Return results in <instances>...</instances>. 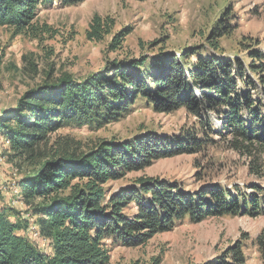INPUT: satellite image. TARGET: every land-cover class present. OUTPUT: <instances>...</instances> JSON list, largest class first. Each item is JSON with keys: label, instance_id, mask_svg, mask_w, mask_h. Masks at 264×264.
Listing matches in <instances>:
<instances>
[{"label": "trees", "instance_id": "1", "mask_svg": "<svg viewBox=\"0 0 264 264\" xmlns=\"http://www.w3.org/2000/svg\"><path fill=\"white\" fill-rule=\"evenodd\" d=\"M84 1L0 0V27L16 34L32 31L42 5L73 6ZM110 26L109 20L94 16L85 38L100 42L110 34ZM232 30L228 15H219L210 40ZM126 35L114 36L110 50L117 49ZM216 43H212L215 50ZM251 47H244L245 56L223 60L193 48L179 59L160 54L147 64L149 58L142 57L114 60L84 80L63 74L26 92L15 108L1 112L0 137L8 146L7 161L33 164L15 186L50 252L18 235L29 222L4 206L0 207V264H107L105 239L134 248L184 220L196 224L208 218L264 215V188L249 184L244 191L237 185L222 189L215 184L186 192L176 182L139 178L118 193L106 195L104 190L107 183L160 159L206 151L214 144L213 135L248 160L249 171L262 178L255 163L256 156L264 153V53ZM137 101L158 114L186 111L200 119L199 133L185 130L172 140L145 133L128 141H102L80 153L63 146L43 150L60 129H100L130 113ZM210 111L221 120L218 127L209 122ZM129 207L134 216L123 213ZM250 246L264 264V231ZM243 247L237 242L217 262L206 264H246Z\"/></svg>", "mask_w": 264, "mask_h": 264}, {"label": "rangeland", "instance_id": "2", "mask_svg": "<svg viewBox=\"0 0 264 264\" xmlns=\"http://www.w3.org/2000/svg\"><path fill=\"white\" fill-rule=\"evenodd\" d=\"M224 14L228 15L232 32L210 40L212 27ZM94 16L111 24L110 34L97 43L85 38ZM33 26L32 31L21 34L0 27V113L15 108L26 92L63 74L84 80L114 60L125 62L142 57L149 58L147 64L160 54H173L179 59L183 51L191 48L223 60L245 56L244 47L251 50L254 45V50L264 53V0H85L73 6L55 2L39 7ZM125 32L128 35L119 47L110 50L114 36ZM216 41L217 50L212 46ZM207 115L211 124L220 125L215 112ZM206 119V114L201 115L202 121ZM199 121L184 110L158 114L137 101L130 113L100 129H60L42 149L63 146L76 153L87 152L102 141H128L152 132L172 140L185 130L199 133ZM212 139L214 144L200 154L163 158L142 171L107 183L106 195L132 186L139 178L176 182L186 192L215 184L222 189L237 185L242 191L248 184L264 188V153L256 156L257 167L253 166L262 175L258 179L249 171L248 160L229 150L215 135ZM8 152L0 137V195L8 208L29 222L18 234L30 240L34 235L31 227L36 225L21 204L15 185L33 164L18 159L9 163ZM123 213L131 217L135 210L129 207ZM262 231L264 215L208 218L196 224L184 220L138 247L125 248L105 239L103 248L107 264H206L217 262L229 247L242 242L246 264H260L250 242Z\"/></svg>", "mask_w": 264, "mask_h": 264}, {"label": "built area", "instance_id": "3", "mask_svg": "<svg viewBox=\"0 0 264 264\" xmlns=\"http://www.w3.org/2000/svg\"><path fill=\"white\" fill-rule=\"evenodd\" d=\"M31 230L34 235L30 238L31 241L28 240L34 243L42 252L48 254L50 252L49 242L40 236L37 227H31Z\"/></svg>", "mask_w": 264, "mask_h": 264}, {"label": "crops", "instance_id": "4", "mask_svg": "<svg viewBox=\"0 0 264 264\" xmlns=\"http://www.w3.org/2000/svg\"><path fill=\"white\" fill-rule=\"evenodd\" d=\"M4 206H6L5 199L0 195V207H4ZM11 220L13 221V218H11Z\"/></svg>", "mask_w": 264, "mask_h": 264}]
</instances>
